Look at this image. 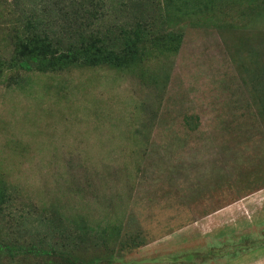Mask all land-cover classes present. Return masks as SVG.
<instances>
[{
  "label": "rangeland",
  "instance_id": "rangeland-1",
  "mask_svg": "<svg viewBox=\"0 0 264 264\" xmlns=\"http://www.w3.org/2000/svg\"><path fill=\"white\" fill-rule=\"evenodd\" d=\"M29 23L61 46L137 26L182 38L133 70L4 69L0 264H64L33 246L112 264L151 242L171 261L196 214L264 187V0H0L1 59ZM231 208L201 233L244 223Z\"/></svg>",
  "mask_w": 264,
  "mask_h": 264
},
{
  "label": "trees",
  "instance_id": "trees-1",
  "mask_svg": "<svg viewBox=\"0 0 264 264\" xmlns=\"http://www.w3.org/2000/svg\"><path fill=\"white\" fill-rule=\"evenodd\" d=\"M29 23L22 36H16L13 42L12 55L9 59L0 58V77L4 75V69L13 71H59L74 65L108 66L111 68L135 69L141 59L151 51L159 54L175 53L181 43V32L174 29L158 30L141 29L139 26L131 30H124L121 36H115L109 40L95 36L93 32L88 35L79 33L77 40L69 42L66 46L58 45L48 35L33 29ZM9 75L8 78H11ZM264 79V76H263ZM264 83V82H263ZM264 93V85L262 87ZM261 107L264 110V97L260 94ZM192 120V117L190 118ZM190 121L187 120V124ZM4 192L0 190V203L4 200ZM123 236V235H122ZM121 238V236H120ZM7 246V245H6ZM5 247L0 245V249ZM4 249V248H3ZM6 249V247H5ZM10 255L15 252L7 247ZM26 252L43 254L56 257L64 264H95L98 258L94 257L87 262H82L78 257L70 256L65 252L41 250L35 246Z\"/></svg>",
  "mask_w": 264,
  "mask_h": 264
},
{
  "label": "crops",
  "instance_id": "crops-1",
  "mask_svg": "<svg viewBox=\"0 0 264 264\" xmlns=\"http://www.w3.org/2000/svg\"><path fill=\"white\" fill-rule=\"evenodd\" d=\"M263 191L264 187L259 191L241 196L215 212L202 216L196 214L190 224L192 230L197 231L196 235H193L195 242L190 249L176 250L174 260L170 261V256L162 253L161 248L165 247V244L152 242L137 247L141 253L152 250L150 253L140 254L127 260L119 255L107 260L112 264H264V197L259 195ZM234 204L245 207L244 223H234L230 230H218L213 235H210V231L207 230L201 233L199 228L203 219H211L221 213L227 214L232 211L231 207ZM200 240H202V247H200ZM183 246L184 244L177 248H183ZM187 251H190V256L186 253Z\"/></svg>",
  "mask_w": 264,
  "mask_h": 264
}]
</instances>
